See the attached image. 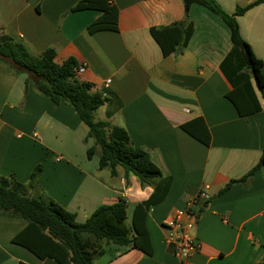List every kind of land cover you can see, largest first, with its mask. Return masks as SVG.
I'll use <instances>...</instances> for the list:
<instances>
[{"label":"crops","instance_id":"obj_1","mask_svg":"<svg viewBox=\"0 0 264 264\" xmlns=\"http://www.w3.org/2000/svg\"><path fill=\"white\" fill-rule=\"evenodd\" d=\"M79 1L0 0V34L23 44L34 57L52 49L58 65L74 58L83 68L75 78L90 84L91 93L108 94L93 112L94 121L124 129L130 144L149 155L161 176L141 185L131 174L126 179L119 166L115 175L99 169L100 147L72 107L41 96L33 78L0 60V177H13L26 197L51 200L79 223L98 207L123 198L128 225L132 205L146 201L156 187L163 192L144 220L151 255L102 243L98 248L104 253L94 256V264H179L162 224L200 192L209 200L198 208L195 237L201 246L190 264L262 262L264 97L242 68L248 80L237 77L235 88L248 85L260 111L241 117L226 98L234 91L220 68L232 49L226 25L206 8L191 5L193 31L187 45L163 57L149 28L182 22V0H107L118 11L117 31L92 34L87 28L102 13L71 11ZM214 1L232 15L237 6L255 0ZM236 21L240 37L264 62V2ZM229 65L234 68L235 61ZM240 90L239 103L247 97ZM184 124L191 134L181 129ZM259 163L244 182H237ZM38 164L41 172L29 187ZM25 226L18 216L0 214V264H57L11 243Z\"/></svg>","mask_w":264,"mask_h":264},{"label":"trees","instance_id":"obj_2","mask_svg":"<svg viewBox=\"0 0 264 264\" xmlns=\"http://www.w3.org/2000/svg\"><path fill=\"white\" fill-rule=\"evenodd\" d=\"M182 1L184 8L182 22L162 28H149V34L159 47L162 56L167 57L178 47L187 45L193 31L192 24L188 20L190 6L196 4L206 8L222 20L230 34L232 49L220 65L224 75L234 85V91L226 94V98L241 117L259 112L260 107L252 89L248 85L241 90L235 88L237 77L248 80L245 74L240 73V70L245 68L250 72L256 88L264 97V62L254 56L249 45L240 37L236 18L264 0H255L244 7L237 6L232 15L226 14L214 0ZM83 10H97L102 13L88 26L89 34L103 30L117 31L118 11L114 5L108 4L107 0H80L71 11ZM0 60L8 63L14 71L20 74L26 73L28 77L33 78L34 88L41 96L55 105L66 103L72 107L88 128V137L100 147L99 169H106L110 175H115V168L119 166L124 170L126 179L131 174L140 181L141 185H149L153 179L161 176L160 170L151 161L149 155L130 144L124 129L111 126L105 121H94L93 112L106 103L108 94L91 93L90 84L75 78L77 65L74 58L70 57L58 65L54 62L52 49L34 57L23 44L5 34H0ZM232 61L236 64L234 68L229 65ZM239 90L242 92L241 95L243 92L247 95L241 98L240 103L237 101ZM181 129L191 134L187 124L182 125ZM196 137L199 141H204V144H208L207 140ZM92 151L89 149L88 155H91ZM259 165L260 163L237 182H244ZM40 172L41 165L38 164L30 175L29 187L35 185ZM229 186L221 192L226 191ZM24 189V186L17 183L13 177H0V214L10 213L26 222V226L12 238L11 243L26 249L38 259L49 258L57 264H94V256L104 253L102 248H98L97 243L131 247L151 255L152 248L144 220L147 212L165 195L159 192L157 187L146 201L130 207L128 225L126 219L129 206L123 198H119L113 205L98 207L89 218L79 223L75 220L74 214L51 200L26 197ZM83 235L91 237L94 244L87 245ZM258 264H264V260Z\"/></svg>","mask_w":264,"mask_h":264},{"label":"built area","instance_id":"obj_3","mask_svg":"<svg viewBox=\"0 0 264 264\" xmlns=\"http://www.w3.org/2000/svg\"><path fill=\"white\" fill-rule=\"evenodd\" d=\"M82 69L77 68L75 73ZM208 200L209 196L205 192L198 193L162 224L167 233L166 244L172 249L179 264H190V259L200 250L201 245L195 237L196 222L199 218L198 208Z\"/></svg>","mask_w":264,"mask_h":264},{"label":"rangeland","instance_id":"obj_4","mask_svg":"<svg viewBox=\"0 0 264 264\" xmlns=\"http://www.w3.org/2000/svg\"><path fill=\"white\" fill-rule=\"evenodd\" d=\"M244 0L241 2V4H244ZM240 7H243L242 5H239ZM236 9V8H235ZM235 12V11H234ZM246 13V12H245ZM242 16V15H241ZM84 237V240H85V242L87 243V245H92V244H94V242H93V239L91 238V237H89V236H87V235H83ZM96 245H99L98 243L96 244Z\"/></svg>","mask_w":264,"mask_h":264}]
</instances>
